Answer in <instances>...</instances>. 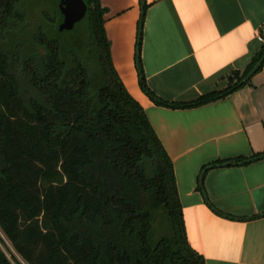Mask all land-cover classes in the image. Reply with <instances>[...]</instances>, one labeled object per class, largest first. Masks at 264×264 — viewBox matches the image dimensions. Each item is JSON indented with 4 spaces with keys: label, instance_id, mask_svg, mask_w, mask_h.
Here are the masks:
<instances>
[{
    "label": "trees",
    "instance_id": "trees-1",
    "mask_svg": "<svg viewBox=\"0 0 264 264\" xmlns=\"http://www.w3.org/2000/svg\"><path fill=\"white\" fill-rule=\"evenodd\" d=\"M22 1L0 0V24L22 17ZM83 1L89 48L63 47L40 33L44 53L23 61L34 91L27 100L0 47V231L11 258L16 264L18 258L24 264H205L186 237L171 160L112 65L106 10L100 0ZM146 6L136 65L141 88L157 104L197 106L248 84L264 46L222 90L190 103L157 97L139 57ZM263 157L264 151L234 161ZM162 215L167 233L157 236L153 221ZM0 264H13L1 247Z\"/></svg>",
    "mask_w": 264,
    "mask_h": 264
},
{
    "label": "crops",
    "instance_id": "crops-1",
    "mask_svg": "<svg viewBox=\"0 0 264 264\" xmlns=\"http://www.w3.org/2000/svg\"><path fill=\"white\" fill-rule=\"evenodd\" d=\"M141 1L100 0L104 30L114 69L171 160L188 242L205 264H264V157L234 161L264 151V61L248 84L214 101L157 104L136 65ZM143 2L142 73L163 100L224 89L264 46V0Z\"/></svg>",
    "mask_w": 264,
    "mask_h": 264
},
{
    "label": "rangeland",
    "instance_id": "rangeland-1",
    "mask_svg": "<svg viewBox=\"0 0 264 264\" xmlns=\"http://www.w3.org/2000/svg\"><path fill=\"white\" fill-rule=\"evenodd\" d=\"M55 1L23 0L19 8L22 17L8 18L7 21L0 24V47L10 54L12 69L20 83L21 95L26 100L29 96L34 95V91L28 83V72L23 67V61L28 56L44 53L38 43L40 33L56 39L63 47H73L83 53L89 48L87 45L89 42L87 20L83 18L72 29L60 31L58 26L62 21V15L59 8L55 7V5L58 7ZM166 223L167 219L163 215L154 219L153 226L157 236L167 233ZM0 247L12 263L16 264L9 253V250L12 252L13 250L1 231ZM18 260L24 264L19 258Z\"/></svg>",
    "mask_w": 264,
    "mask_h": 264
},
{
    "label": "water",
    "instance_id": "water-1",
    "mask_svg": "<svg viewBox=\"0 0 264 264\" xmlns=\"http://www.w3.org/2000/svg\"><path fill=\"white\" fill-rule=\"evenodd\" d=\"M143 5L144 2L142 0L141 6ZM58 8L62 15V21L58 26L60 31L72 29L77 22L84 18L87 11V5L83 0H59ZM263 61L264 55L259 60V62L253 67L246 79L251 77L257 71Z\"/></svg>",
    "mask_w": 264,
    "mask_h": 264
},
{
    "label": "built area",
    "instance_id": "built-area-1",
    "mask_svg": "<svg viewBox=\"0 0 264 264\" xmlns=\"http://www.w3.org/2000/svg\"><path fill=\"white\" fill-rule=\"evenodd\" d=\"M259 34L264 35V26L260 29Z\"/></svg>",
    "mask_w": 264,
    "mask_h": 264
}]
</instances>
